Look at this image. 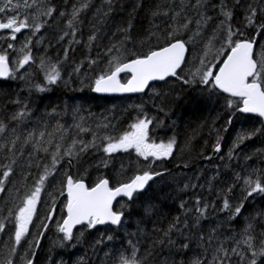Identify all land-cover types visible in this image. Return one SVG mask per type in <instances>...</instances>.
<instances>
[{
    "label": "snow or ice",
    "instance_id": "6c2138e0",
    "mask_svg": "<svg viewBox=\"0 0 264 264\" xmlns=\"http://www.w3.org/2000/svg\"><path fill=\"white\" fill-rule=\"evenodd\" d=\"M143 7V0L130 11L124 0H0V264H40L45 234L43 264H264V149L243 147L264 140V0H161L141 33L134 21ZM78 49L87 55L70 58ZM61 87L144 94L165 119L195 92L216 111L213 154L199 156L223 164L179 179L168 163L191 164L176 162L175 132L158 135L176 120L166 126L143 101L130 106V123L127 108L84 116L65 103L37 115L33 93ZM69 114L73 123H61ZM240 116L253 123L224 155V134ZM173 185L175 196L164 191ZM166 200L179 201V214L168 217Z\"/></svg>",
    "mask_w": 264,
    "mask_h": 264
},
{
    "label": "trees",
    "instance_id": "16d2710c",
    "mask_svg": "<svg viewBox=\"0 0 264 264\" xmlns=\"http://www.w3.org/2000/svg\"><path fill=\"white\" fill-rule=\"evenodd\" d=\"M58 6L60 5V0H56ZM134 2V0H124V3L128 10H131V4ZM161 2V0H143L144 7L141 11H139L136 14V19L134 21L137 30L140 31L141 33H145L146 30L149 27V10L155 6L156 3ZM122 15L127 17V12L123 13ZM242 21V17L237 16L236 23H240ZM86 33L87 29H85V40H86ZM250 35H254V33H249ZM55 53L56 49H52L51 53L53 57L55 58ZM87 55L86 49H78L75 53H70V58L80 60L84 56ZM93 55H95V52H93ZM37 79L42 81L41 76H37ZM14 83V82H13ZM22 86V85H21ZM74 88H79L78 83L73 85ZM17 88V84L15 86L11 85V88L9 91L14 92ZM55 91H57L55 93ZM60 94V99L57 97V95ZM21 96H26V92L20 93ZM34 98H37V104L40 109V112L37 113V115H40L45 111V108H47V111H51L52 108H56L57 105H60V108H63V105L67 103L68 105H73V106H80L82 108V113L85 114V116H88L89 112L92 114H95L97 117L101 113H106L108 109H112L113 107L116 108L117 113L122 112L124 109H128V113L125 116V120L130 123L131 119L135 117L136 111L132 109L130 106L139 104L142 101L146 102V108L147 111L149 112V115H156L159 119L164 120L165 125H171L172 120H176V128L172 127H166V128H161L158 131V135L161 139H166L167 137L171 136L173 132L176 133L177 139H178V151L176 154V162L180 163L181 161H187L191 164V169H181L176 166V163H171L169 162V165L171 166V169L173 168H178L179 171H185L187 170L186 177L190 175H197V171L195 170V165L197 163L203 162V158L199 156V153L203 151L207 155H212V145L215 143V133L212 132L211 135H209L210 131V125L212 122V119L216 116V111L211 108V106L203 104L197 93H186L185 97L183 100L179 101L176 103V107L174 109V114L168 118L165 119L164 114L157 113L156 109L153 108L151 103H148V96L142 95L138 97H133V98H108V97H98L93 94L87 89H85L83 92L76 90L73 91L71 89H65V88H54L51 92L44 93V94H38V93H33ZM74 100V102H71V100ZM80 99V100H78ZM80 102L83 103V106L80 105ZM100 109V110H99ZM101 109H104V111L101 112ZM59 110V109H58ZM71 117V114L68 115ZM65 118V117H64ZM55 119H60V117H56ZM63 120V119H62ZM61 120V121H62ZM249 120V119H247ZM60 121V122H61ZM63 123V122H61ZM253 123V122H252ZM201 124H204V127L201 129L199 126ZM223 124V119L218 121L217 127L221 126ZM126 123L125 121H121L119 125L120 130L126 129ZM233 126V128H235ZM198 130V131H197ZM196 133L195 138L192 140V151L189 153L185 151L183 155L181 156L179 154V148L183 147L185 140L191 136L193 133ZM235 131H230L225 135V140L224 144L226 145L230 142L233 134ZM84 138L86 139H91V134L87 133L84 134ZM205 141H207V147H205ZM173 164V166H172ZM168 165V168H169ZM179 173V172H178ZM183 180H185V178ZM179 178V177H178ZM183 178V177H182ZM179 178V179H182ZM31 183V180L29 181ZM169 188L164 189L165 192H169ZM176 193L174 192V196ZM170 205L169 200H166L163 202L164 205V212L167 213L168 217L170 218L171 216L179 214V208H178V203L179 201L176 200H170ZM163 223H166V220H163ZM151 228V225L148 226ZM47 255V249L46 247L40 249L37 260L42 264L44 262V259Z\"/></svg>",
    "mask_w": 264,
    "mask_h": 264
},
{
    "label": "rangeland",
    "instance_id": "374dc122",
    "mask_svg": "<svg viewBox=\"0 0 264 264\" xmlns=\"http://www.w3.org/2000/svg\"><path fill=\"white\" fill-rule=\"evenodd\" d=\"M19 38V37H18ZM42 82V81H41ZM74 100L75 99H73V100H71V102H74ZM78 100H80V99H78ZM80 105L81 106H83V103H81L80 102ZM70 106H73V105H70ZM100 110V109H99ZM102 111H104V109H101V112ZM69 116H66L65 118H63V119H66V118H68ZM251 123L252 122H250V121H245V120H236L235 122H234V124H233V126H235L236 125V127L235 128H233V129H237V131H239L241 128H248L250 125H251ZM235 134H236V132L233 134V136H232V138L235 136ZM231 138V139H232ZM223 145H224V147H223V154L224 155H226L227 154V151H228V148H229V146H230V142L226 145V143L224 144L223 143ZM244 147V152L245 153H249V152H253V151H255L256 149H264V140H262L261 138H259V137H257V138H254L253 140H250V141H247L246 142V145L245 146H243ZM215 159H218V158H216L215 157ZM235 161H233V164L235 165ZM243 163V160H241V164ZM249 163H253L252 161H249ZM223 164V161L222 160H220V159H218V161L217 160H215L214 161V164H212V163H206V164H203L202 165V167L200 166V163H197L196 165H195V170L197 171V175H199V173L203 170L206 174H211L214 170H215V165H222ZM173 173H175V174H177V176L179 177V178H182L181 180H183L184 179V177H186L185 175H186V173L185 172H187L186 170L185 171H181V172H174V171H172ZM192 175H190V176H188V177H191ZM188 177H186L185 178V180L188 178ZM164 187H166V188H169L170 190H169V192H171L173 195H174V192L176 193V186L175 185H173L172 187H167V186H164ZM156 194V192H155V188L153 189V193H150V195H155ZM189 195H191V194H188V195H185V199H188V196ZM170 200H169V205H170ZM50 242L51 241H49V243H45V247H46V249H48V247H49V245H50ZM45 257V256H44ZM43 264V263H42Z\"/></svg>",
    "mask_w": 264,
    "mask_h": 264
},
{
    "label": "bare ground",
    "instance_id": "6f19581e",
    "mask_svg": "<svg viewBox=\"0 0 264 264\" xmlns=\"http://www.w3.org/2000/svg\"><path fill=\"white\" fill-rule=\"evenodd\" d=\"M15 84H17V83H16V82L12 83V86H15ZM61 88H63V87H61ZM56 92H57V91H55V93H56ZM26 93H27V92H26ZM57 97L60 99V94L57 95ZM79 107H80V106H79ZM81 115H84V116H85V114H83L82 112H81ZM61 122L65 123L66 125H71V124L73 123L71 117H68V118H66V119H63ZM73 131H75V129H73ZM217 156H218V155H217ZM215 160L218 161V159H215V157H214V161H215ZM206 162H209V161H207V160H203V162H202L201 164L203 165V164H205ZM164 189H165V187H164Z\"/></svg>",
    "mask_w": 264,
    "mask_h": 264
},
{
    "label": "water",
    "instance_id": "95a60500",
    "mask_svg": "<svg viewBox=\"0 0 264 264\" xmlns=\"http://www.w3.org/2000/svg\"><path fill=\"white\" fill-rule=\"evenodd\" d=\"M94 94V93H93ZM96 95V94H95ZM134 95H137V94H129V95H125V96H134ZM110 97H121V96H110Z\"/></svg>",
    "mask_w": 264,
    "mask_h": 264
}]
</instances>
